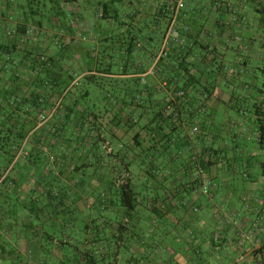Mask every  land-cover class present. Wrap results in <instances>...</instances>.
<instances>
[{
  "label": "crops",
  "instance_id": "crops-1",
  "mask_svg": "<svg viewBox=\"0 0 264 264\" xmlns=\"http://www.w3.org/2000/svg\"><path fill=\"white\" fill-rule=\"evenodd\" d=\"M170 27L179 32L181 44L167 39ZM1 45L7 48L0 54L5 87L24 99L21 119L35 111L28 101L31 82L39 89L52 77L36 109L50 122L36 123L27 136L65 152L67 164L58 169L55 183L60 190L88 191V176L96 175L92 158L100 157L98 183L103 186L113 173L129 170L170 193L174 217L169 220L183 231L175 237L180 247L175 241L167 244L175 263L264 264V138L259 137L264 0H0ZM41 52L48 59L44 66L36 60ZM16 75L19 83L13 82ZM13 104L11 99L9 108ZM224 111L227 120L221 119ZM51 123L59 126L54 140L48 134ZM194 126L199 133L191 135ZM191 146L190 155H184ZM201 156L209 162L200 164ZM43 161L40 156L19 167L13 161L2 172L0 182L7 175L17 182V189L5 192L7 205L17 196L23 204H44L41 184L49 178L43 177ZM164 170L167 177L159 176ZM190 171V182L211 180V189L203 193L212 202L211 212L176 219L173 201L190 188L183 182ZM223 189L228 190L227 208L217 210L213 201L223 197ZM230 190L240 193L241 211ZM196 191L183 201L192 202ZM11 226L0 231L10 252L0 264H16L27 244V233Z\"/></svg>",
  "mask_w": 264,
  "mask_h": 264
},
{
  "label": "trees",
  "instance_id": "trees-1",
  "mask_svg": "<svg viewBox=\"0 0 264 264\" xmlns=\"http://www.w3.org/2000/svg\"><path fill=\"white\" fill-rule=\"evenodd\" d=\"M28 29L30 30L31 26ZM6 50L5 46H0V54ZM40 56L41 54L36 56V60L40 66H44L48 63V59L42 60ZM3 60V58H0V62L2 61L0 64H3L4 67L5 60ZM2 70L4 72L3 68ZM4 76L0 78V82L3 83L0 88V177L2 176V172L13 161L14 164L12 166L19 167L20 163L29 165L30 163H34L40 156H43L44 167H46L45 176L43 177H48L49 179L41 184L43 187L41 195L44 196V201H42L44 204L42 206L23 204L19 196L12 197L11 204L7 205L5 192L17 189V182H14L8 175L2 179L0 182V231L7 230L8 226L18 225L27 233V244L24 247H29L27 251L29 258L30 255L32 259L37 258L40 264H137L131 251L138 241L141 242L142 232L139 233L140 231L138 232L137 229L140 228L133 224L134 221L138 223L136 219L139 217L138 212L141 205L129 181V173L120 174L122 180H115L113 177L112 181L106 185L107 187L104 186L105 188L102 187V189L101 186L103 185L98 183L97 175L92 174L88 176L92 181L91 188L88 191L84 192L82 189H79L75 193L71 191V194L70 191H65L63 188V190H60L59 186L55 183H57L58 169L67 164L65 152L54 153L51 151V142L49 145L45 142L42 143L39 139L40 137L35 138L33 135L30 142H27L26 139L28 132L36 126V121H33L32 116H34L33 113L46 97L43 93L51 89L53 82L50 78L52 77H47L41 83L43 84L42 88L39 89L35 88L36 81L31 82L34 88L31 89L28 101L32 103L35 111L24 112L26 118L17 120L14 118V115H17L16 110L22 105L24 99L17 96L13 97L14 94L8 93L9 90L5 87V81L8 80ZM17 76H14L13 82L19 80ZM11 99L15 104V108L12 110L8 106ZM197 128V133H199V127L197 126ZM58 132V124L51 123L48 126L50 140L57 138ZM259 137L264 138L263 126L259 127ZM22 143L27 146L29 145V152L17 160L16 154ZM46 144L49 149L44 146ZM126 149L127 147L124 146L123 150ZM188 149L191 151L192 146ZM204 153L201 151L200 155H204ZM207 153L209 152L207 151ZM50 155L55 157L53 162L49 160ZM189 159L192 162L194 160L191 156ZM208 160L201 156L199 163L205 164L209 162ZM149 177L151 179L155 178L153 175H149ZM204 180L194 178L191 182L190 180L186 182L190 187L189 189H185L186 193L189 194L196 189L200 191L201 182ZM151 191L153 190L151 189ZM163 191V196L167 197L168 191L165 189ZM140 195L145 198L147 191L142 190ZM158 201L159 199L156 195L151 198L152 203L149 214L161 219L166 215V211L165 207ZM157 202L158 205L156 204ZM103 210H106L105 212L107 213L105 219L101 216V213L104 212ZM87 211L90 213V216L88 215L89 217L84 219L83 226L80 228L79 224H77L79 217H84ZM120 213L121 216H118ZM99 215L100 218H96ZM59 218H62L61 221H59ZM98 219L99 222H96ZM124 219H129V221H124ZM81 231L85 233H83L84 238ZM159 232L161 231L159 230ZM6 245L7 241L0 236V259L10 256V252L6 250ZM125 249L128 252L127 254L124 253ZM27 258L24 261L22 256L17 255L16 259L18 261L16 264H28L29 261L31 262V259ZM120 261L121 263H119ZM145 262L153 264L147 259L143 263Z\"/></svg>",
  "mask_w": 264,
  "mask_h": 264
},
{
  "label": "rangeland",
  "instance_id": "rangeland-1",
  "mask_svg": "<svg viewBox=\"0 0 264 264\" xmlns=\"http://www.w3.org/2000/svg\"><path fill=\"white\" fill-rule=\"evenodd\" d=\"M13 2V0H12ZM89 25V24H87ZM41 56H43L44 58H46V56H44L41 52ZM40 56V57H41ZM5 66V65H4ZM3 67V64H0V78H2L1 76H4V72L2 70ZM18 77V76H17ZM23 77V78H22ZM25 75H21V79H23V81L26 79L24 78ZM25 82H28L25 80ZM16 83H19V80L16 81ZM24 84V83H23ZM3 85L2 82H0V88L1 86ZM221 89L223 90H227L225 85H222ZM20 94H18L17 96H19ZM15 108V104H13L12 106L10 105V110L14 109ZM223 114H221V119H225L227 120L228 119V116H227V112L224 111ZM16 114L17 115H14V118H16L17 120H21V117H22V114L21 112L19 111V109L16 110ZM232 114H236L235 112H233ZM34 116H32V119L33 121L35 120L37 124H47L48 122L50 121H47V113H43V112H37L35 111L33 113ZM41 116H45L44 118H46L44 121L43 119L41 118ZM14 123V121H12ZM45 122V123H44ZM79 135V134H78ZM33 137V135L31 134L29 137L27 136V142L31 141V138ZM82 135H79L78 137V140H79V145L81 144V141H82ZM46 148L49 149L48 145H44ZM79 148L81 146H78ZM83 147V145H82ZM82 150V148H81ZM80 150V151H81ZM52 151V150H51ZM27 152H29V145H25L24 143L21 144V147L18 149L17 151V154H16V159L19 160L20 158H22V156H25V154H27ZM54 153H60V152H56V151H53ZM188 154V156L190 155V151L188 149V147L186 148L185 152H184V155ZM145 159V158H144ZM99 158H92V161H91V164L93 166V169H92V173L93 172H96V177H101V174L103 173V171H100L101 170V167H99L97 165V162H98ZM192 171H190L189 173H187L184 178H183V182H188L189 181V177L191 176V173ZM243 173L245 171H242ZM122 173H129V181L132 185V188L134 189V192L137 194V200L138 202L140 203L141 206H139V217L142 222L140 223H135L134 221V226H137L139 227L140 229H137V231L139 233L142 232V236H141V243H140V248L137 250V251H131L132 256L133 258L136 260L137 264H147V262L143 263L144 261H146V259L150 262H152L153 264H159L161 262H164V261H169V259L172 258V260H170V262L172 264H177L175 263L176 259L169 256V254L166 253L167 251V244L169 243H172L173 244V241L177 242L175 245L176 248L180 247L181 243L180 241L176 240L175 237H177L178 235L180 236V232L182 231V229L180 230L179 228H176V227H173V225L171 224L172 223V220H169L171 219L172 217H174V213L172 212V206L170 207V204L168 203L169 201V197H170V193L168 192V195L167 197H164L163 196V193H164V188L163 186H160L159 189L155 188L152 184H149L147 182H145L144 180V175L142 174H133L131 173L129 170H126L125 172H117L116 174L113 173V177L115 178V180H120V174ZM167 171L164 170V171H160L158 174L159 176L161 177H167ZM244 175V174H243ZM127 176V175H126ZM245 176V175H244ZM150 179V178H149ZM122 180V179H121ZM151 181H156V179H150ZM120 182H123V181H120ZM146 186V187H145ZM102 187L104 186H101V189ZM151 189L153 191H151ZM142 190H146L147 191V196L145 198H143L140 194L142 192ZM227 192L228 190L226 189H223L222 191H220L219 194H221V198L219 199H214L213 203H216V207H217V210L220 209V207H222L223 210H225L227 207L226 205H224L223 203V198H226L227 196ZM231 192V199L232 202L234 203L235 207L237 210L241 211L242 209V204H240L238 202V197H239V194L240 193H234L232 190H230ZM208 193V192H207ZM229 194V193H228ZM155 195L157 196V198L159 199V203H161L162 205H164L165 207V211H166V215L163 216L161 219L160 218H156L155 216H153L152 214L150 215L149 213V210L151 208V198L155 197ZM187 193L186 191L184 192H179L175 197V200L173 201L174 202V205H175V210L177 209L179 211V214L177 216H175L176 219L178 218H181V217H184L185 214L189 213L192 217V215H201L203 213H207V211L211 212V206H212V202H208L206 197H205V194H203L201 191H196L195 192V197L193 198L192 202H185L183 201L182 199V196H186ZM150 198V199H147ZM228 197V196H227ZM166 198V199H165ZM164 200V202H163ZM150 205V207H148ZM104 212L101 213V216L104 217V219L107 217V213L105 212L106 210H103ZM122 211V210H121ZM90 216V213L87 211L84 215V217H79V222L77 224H79L80 228L83 226V221L84 219L88 218ZM212 215V214H211ZM118 216H121V213L118 215ZM96 218H100V215ZM34 219V218H33ZM62 218H59V221H61ZM193 219V218H192ZM123 220V219H121ZM129 221V219H124V221ZM33 221V220H32ZM99 222V219L96 220V222ZM35 223V221H33ZM152 222H155V223H152ZM130 224V223H129ZM149 225V226H148ZM159 227L158 229L161 231V232H157L156 228ZM113 228V227H111ZM183 232V231H182ZM84 232L81 231V234H83ZM85 234V233H84ZM84 234L82 235V237L84 238ZM141 235V234H140ZM185 236V235H183ZM180 245H179V244ZM183 244V243H182ZM137 247L138 245H134V247ZM83 249V248H81ZM135 249V248H134ZM29 250V247L27 248H23L22 247V257L24 258L23 260L25 261L26 258L27 259H31V262L33 261V264H40L37 260V258H34L32 259L31 258V255H30V258H29V255L27 253V251ZM180 251H183V247H181V250ZM179 251V252H180ZM124 253L127 254L128 252L126 251V249L124 250ZM69 256H71V254H69ZM121 263V261L119 262ZM212 264V263H211Z\"/></svg>",
  "mask_w": 264,
  "mask_h": 264
},
{
  "label": "built area",
  "instance_id": "built-area-1",
  "mask_svg": "<svg viewBox=\"0 0 264 264\" xmlns=\"http://www.w3.org/2000/svg\"><path fill=\"white\" fill-rule=\"evenodd\" d=\"M32 29L33 28H31L30 30H28V33L30 35H32V33H33L32 32ZM166 36H167V39H171L175 45H179V44H181L183 42V39L181 38L179 32L174 27H170V29L166 33ZM233 40L235 42H238L239 43V40H238V38L236 36L233 38ZM238 48H242V45L240 43H239ZM41 59L42 60H45L46 58H44L43 56H41ZM177 95L178 96H182L183 95V92L182 91H179ZM44 117L45 116H41V118L43 119V121L47 118V117L46 118H44ZM197 131H198L197 126H194L191 129V135L196 134ZM54 158L55 157L53 155H50L49 156L50 162H53L54 161ZM211 186H212L211 180L205 179L203 182H201L200 191L202 193H207L208 190L211 189ZM28 264H32V262L29 261Z\"/></svg>",
  "mask_w": 264,
  "mask_h": 264
}]
</instances>
